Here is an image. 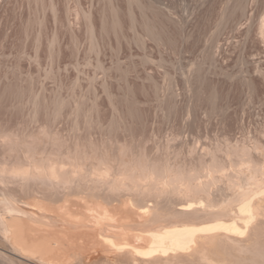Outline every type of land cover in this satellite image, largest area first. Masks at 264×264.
<instances>
[{"label":"rangeland","instance_id":"1","mask_svg":"<svg viewBox=\"0 0 264 264\" xmlns=\"http://www.w3.org/2000/svg\"><path fill=\"white\" fill-rule=\"evenodd\" d=\"M129 2L0 0V218L12 221L16 211L13 213L7 208L13 203L11 208L16 205L40 219L42 213L38 214L39 210L52 215L60 210L55 207L67 196L81 202L89 199L101 202L100 208L106 207L110 214L116 211L130 215L136 223L143 222L142 225L153 222L151 219L144 223V217L135 216L140 206L137 202L142 199V203L148 202L145 204L148 209L154 207L160 213L158 221L153 218L154 225L163 223L158 224L159 221H170L171 217L175 221L183 219L182 223L200 224L213 221L217 216H226L219 212L218 205L231 199L232 203H240L239 191L258 190L254 199L264 195V0H160L156 7L169 6L175 17L170 20L171 27L163 42L142 36L139 29L133 31L127 21L119 34L115 27L111 28V5L116 4L123 10ZM113 48L122 49L124 57L131 61L126 65L130 69L129 75L121 77L111 70ZM197 60L200 63L192 71L201 79L193 87L183 78V71L177 72V65L191 67L189 61L195 63ZM201 67H212L214 75L209 77L206 69ZM214 91H218V104L213 98ZM29 167L37 174L29 171ZM92 170L94 174L100 172L98 178L92 177ZM128 173L127 178L124 175ZM169 177L174 178L173 182H168ZM67 178L70 181H65ZM90 180H93L92 187ZM96 180L99 181L97 184ZM196 184L206 185L205 191L201 194L196 191ZM52 185L55 186L52 188ZM87 186L88 189L95 188L96 193ZM114 186H119V190ZM174 187L178 188L173 190ZM83 190L90 192L86 195ZM91 191L98 194L93 193L97 199L91 198ZM204 198L206 204L211 200L216 202L211 201L216 207H212V203L206 213L201 209L198 213L202 214L193 213L195 220L191 214L176 217L173 213L180 203L192 202L198 206ZM235 202L234 207L238 204ZM263 203L264 200L258 205L261 211L258 208L254 211L255 221L252 219L248 231L241 235L244 240L238 242L240 245L216 244L208 250L211 259L227 260L228 264H243V260H248L244 264H256L259 258L257 264L264 263ZM28 214L24 217L27 215L30 219ZM160 216L165 220V217L170 218L165 221ZM17 217L25 219H21L22 215ZM44 217L47 223L43 222L42 226L39 221V226L54 232L61 244L59 255L35 252L31 257H23L18 249L20 253L15 254L17 250L13 249L18 247L17 241L12 238L8 241L0 231V264H68L69 261L98 264L101 256H112V251L102 245L95 246L87 237L79 238L71 230H57L60 225L53 226L54 222L49 223L51 216ZM106 220L120 224L116 215L108 216ZM86 223L94 225L96 219L89 217ZM56 232H60L59 235ZM90 248L95 249V254ZM69 252L85 254L78 259V255H74L78 258H72L73 254L71 256ZM39 257L50 263H42ZM252 258H256L255 261ZM103 261L99 263L117 264ZM120 261L123 263L119 264L127 263Z\"/></svg>","mask_w":264,"mask_h":264},{"label":"bare ground","instance_id":"2","mask_svg":"<svg viewBox=\"0 0 264 264\" xmlns=\"http://www.w3.org/2000/svg\"><path fill=\"white\" fill-rule=\"evenodd\" d=\"M262 148V147H261ZM263 156V155H262ZM264 157V156H263ZM77 161V160H76ZM56 163V162H55ZM63 163V162H62ZM78 163V162H77ZM102 163V162H101ZM236 163V162H235ZM256 163V162H255ZM57 164V163H56ZM55 164V165H56ZM75 164V163H74ZM82 164V163H81ZM96 164H97V162H96ZM100 164V163H99ZM98 164V165H99ZM209 164V163H208ZM37 165V164H36ZM36 165H34V166H36ZM51 165H53V164H51ZM58 165V164H57ZM60 165V164H59ZM91 165V164H90ZM104 165V164H103ZM235 165V164H234ZM257 165V164H256ZM46 166V165H45ZM50 166V165H49ZM63 166V165H62ZM92 166V165H91ZM110 166V165H109ZM39 167H40V165H39ZM39 167H37V168H39ZM54 167V166H53ZM56 167V166H55ZM78 167V166H77ZM111 167V166H110ZM109 167V168H110ZM258 167V166H257ZM9 168V167H8ZM8 168H5V169H8ZM36 168V169H37ZM46 168V167H45ZM52 168V167H51ZM57 168V167H56ZM62 168V167H61ZM82 168V167H81ZM89 168V167H88ZM95 168H96V166H95ZM99 168V167H98ZM102 168V167H101ZM100 168V169H101ZM242 168V167H241ZM28 169V168H27ZM29 169H30V167H29ZM54 169V168H53ZM75 169V168H74ZM85 169H87V167L85 168ZM90 169V168H89ZM111 169H113V168H111ZM111 169H110V172H107V178H108V174L109 173H111ZM119 169V168H118ZM126 169V168H125ZM127 169H129V168H127ZM126 169V170H127ZM211 169H213V168H211ZM1 170V169H0ZM26 170V169H25ZM25 170H24V172H22V173H25ZM42 170V169H41ZM58 170H60V169H58ZM80 170V169H79ZM99 170V169H98ZM117 170V169H116ZM115 170V171H116ZM201 170V169H200ZM241 170V169H240ZM4 171H6V170H4ZM8 171V170H7ZM6 171V172H7ZM29 171H32L33 172V174H37L36 172L34 173V169H33V167H32V169H30ZM28 171V174L30 175V173L31 172H29ZM44 171V170H43ZM48 171V170H47ZM57 171V170H56ZM71 171V170H70ZM100 171V170H99ZM104 171H105V169L103 170V172H102V174L104 173ZM107 171V170H106ZM108 171H109V169H108ZM123 171V170H122ZM181 171V170H180ZM222 171V170H221ZM235 171V170H234ZM237 171V170H236ZM250 171H251V169H250ZM20 172V173H21ZM51 172H53V171H51ZM57 172H59V171H57ZM62 172H63V170H62ZM69 172V171H68ZM88 171H86V173H87ZM91 172H93V174H94V171L92 170ZM96 172V171H95ZM119 172V171H118ZM148 172V171H147ZM169 172V171H168ZM218 172H220V171H218ZM233 172V171H232ZM264 172V171H263ZM263 172H262V174H263ZM27 173V172H26ZM48 173V172H47ZM60 173V172H59ZM67 173V172H66ZM65 173V174H66ZM82 173H83V169H82ZM100 173V172H99ZM98 173V174H99ZM106 173V172H105ZM112 173H114V172H112ZM125 173H127V172H125ZM172 173V172H171ZM184 173V172H183ZM190 173V172H189ZM195 173V172H194ZM221 173V172H220ZM27 174V175H28ZM39 174V173H38ZM54 174V173H53ZM58 174V173H57ZM70 174V173H69ZM71 174H74L73 172L71 173ZM69 175V176H72V175ZM78 174V173H77ZM89 174H90V172H89ZM92 173L90 174V175H93ZM97 174V173H96ZM96 174H94V176H92L93 178H95V177H97L98 178V174L96 175ZM116 174V173H115ZM120 174V173H119ZM169 174V173H168ZM173 174H174V172H173ZM229 174V173H228ZM255 174V173H254ZM253 174V175H254ZM260 174H261V172H260ZM43 176H44V174H42ZM41 174L39 175V176H42ZM59 175H61V174H59ZM74 175H76V174H74ZM73 175V176H74ZM87 175V174H86ZM101 175V174H100ZM99 175V176H100ZM113 175V174H112ZM127 175H130L129 173L128 174H126V175H124V176H127ZM140 175V174H139ZM142 176L144 175V174H141ZM146 175V174H145ZM150 175V174H149ZM209 175V174H208ZM224 175H226V174H224ZM235 175H237V174H235ZM238 175H239V173H238ZM21 176V175H20ZM34 176V175H33ZM33 176L31 177V178H33ZM38 176V175H37ZM38 176V177H39ZM46 176V175H45ZM68 176V175H67ZM66 176V177H67ZM114 176V175H113ZM132 176V175H131ZM240 176H242L241 175V173H240ZM239 176V177H240ZM19 177V176H18ZM23 177H26L25 175L23 176ZM28 177V176H27ZM26 177V178H27ZM52 177H54V175L52 176ZM52 177H50V178H52ZM56 177V176H55ZM58 177V176H57ZM64 177V176H63ZM78 176H76L75 177V179L77 178ZM88 177V176H87ZM100 177H102L103 178V176L101 175ZM112 177V176H111ZM117 177H118V175H117ZM129 176H127V178H128ZM167 177H168V175H167ZM173 177V176H172ZM225 177V176H224ZM250 177V176H249ZM21 178V177H20ZM25 178V179H26ZM30 178V177H29ZM30 178V179H31ZM43 178V177H42ZM41 178V179H42ZM49 178V177H48ZM47 178V179H48ZM90 177H88V179H89ZM96 178V179H97ZM101 178V179H102ZM106 178V177H105ZM124 178V177H123ZM140 178V177H139ZM163 178V177H162ZM210 178V177H209ZM226 178V177H225ZM224 178V179H225ZM235 178V177H234ZM242 178V177H241ZM246 178V177H245ZM30 179H29V182H32V181H30ZM34 179V178H33ZM54 179V178H53ZM55 179H57V178H55ZM54 179V180H55ZM59 179H61L60 177H59ZM69 178H67V180H65V181H70V180H68ZM74 179V178H73ZM79 179V178H78ZM92 179V178H91ZM100 178H99V180H101ZM115 179H116V177H115ZM155 179V178H154ZM169 179V183H171V181L170 180H172V182H173V179L174 178H168ZM184 179V178H183ZM206 179V178H205ZM215 179H217V177L215 178ZM221 179V178H220ZM231 179V178H230ZM262 179V178H261ZM36 180V179H35ZM40 180V179H39ZM110 180V179H109ZM133 180H135V179H133ZM139 180V179H138ZM141 180V179H140ZM150 180H151V178H150ZM149 180V181H150ZM153 180V179H152ZM167 180V179H166ZM165 180V181H166ZM177 180V179H176ZM245 180V179H244ZM26 181H28V179H26ZM26 181H24L23 183H25ZM48 181V180H47ZM61 181V180H60ZM59 181V183L60 184H63L62 182H60ZM64 181V180H63ZM64 181V183L66 184L67 182H65ZM71 181H72V179H71ZM76 181H78V180H76ZM86 181V180H85ZM88 181V180H87ZM86 181V182H87ZM92 181V182H91ZM102 182H103V180H101ZM100 181V182H101ZM104 181H106V179H104ZM114 181V180H113ZM121 181H123L122 179H121ZM126 181V180H125ZM128 181V180H127ZM132 181V180H131ZM130 181V182H131ZM159 181V180H158ZM179 181V180H178ZM228 181V180H227ZM240 181V180H239ZM37 182V181H36ZM40 182V181H39ZM46 182V181H45ZM53 182V181H52ZM75 182V181H74ZM89 182H91V183H89ZM88 183L90 184V186H91V184L93 183V180H90ZM97 182H99V181H97L96 180V184H97ZM109 181H107V183H108ZM120 182V181H119ZM130 182H129V185H130ZM135 182V181H134ZM138 182V181H137ZM141 182V181H140ZM148 182V181H147ZM152 182V181H151ZM150 182V183H151ZM156 182V181H155ZM160 182H161V180H160ZM182 182H183V180H182ZM245 182V181H244ZM260 182V181H259ZM49 183H51V182H49ZM77 183V182H76ZM85 183V182H84ZM158 183V182H157ZM163 183H164V181H163ZM169 183H168V186H169ZM201 183H203V182H201ZM214 183H216V182H214ZM226 183H228V182H226ZM243 183V182H242ZM26 184V183H25ZM24 184V185H25ZM35 184V183H34ZM67 184H69V182L67 183ZM87 184V183H86ZM102 183H100L99 184V186L101 185ZM110 184H112L111 182H110ZM114 184H116V182L114 183ZM113 184V185H114ZM123 184V183H122ZM127 184V183H126ZM147 184V183H146ZM145 184V185H146ZM152 184V183H151ZM160 184V183H159ZM204 184V183H203ZM220 184V183H219ZM261 184V183H260ZM28 185V184H27ZM32 185V184H31ZM36 185V184H35ZM40 185H42V183L40 184ZM47 185V184H46ZM64 185V184H63ZM62 185V186H63ZM70 185V184H69ZM74 185V184H73ZM77 185V184H76ZM94 185V184H93ZM105 185V183L102 185L104 188L106 187V186H104ZM118 185V184H117ZM120 185V184H119ZM125 185V184H124ZM128 185V184H127ZM128 185V186H129ZM137 185H138V183H137ZM148 185V184H147ZM153 185V184H152ZM164 185V184H163ZM175 185V184H174ZM177 185V184H176ZM194 185V184H193ZM198 185V186H197ZM208 185V184H207ZM233 185V184H232ZM241 185H243V184H241ZM246 185V184H245ZM258 185H259V183H258ZM48 186V185H47ZM55 185H52V188L54 187ZM61 186V185H60ZM61 186V187H62ZM66 186V185H65ZM68 186V185H67ZM112 186V185H111ZM122 186V185H121ZM133 186V185H132ZM166 186V185H165ZM206 186V185H205ZM205 186L204 185H199V184H196V186H195V188L194 189H196V191L198 190V191H200V194H201V191H205ZM227 186H228V184H227ZM240 186V185H239ZM261 186V185H260ZM31 187H34L33 185L31 186ZM44 187H45V185H44ZM49 187V186H48ZM71 187V186H70ZM73 187V186H72ZM92 187V186H91ZM96 187V186H95ZM98 187V186H97ZM103 187L101 188L102 190H103ZM109 187V189L111 190V188H110V186H108ZM115 187V186H114ZM153 187V186H152ZM155 187H156V185H155ZM159 187V186H158ZM170 187V186H169ZM182 187V186H181ZM222 187V186H221ZM242 187V186H241ZM23 188V187H22ZM26 188V187H25ZM30 188V187H29ZM87 189H88V186L86 187ZM85 188V189H86ZM100 188V187H99ZM112 188H113V186H112ZM116 188V187H115ZM122 188H123V186H122ZM127 188V187H126ZM136 188H137V186H136ZM138 188H140V187H138ZM144 188V187H143ZM154 188V187H153ZM157 188V187H156ZM173 188V187H172ZM175 188H178V187H174V189L173 190H175ZM223 188V187H222ZM228 188V187H227ZM240 188V187H239ZM243 189H244V187H242ZM241 188V189H242ZM261 188V187H260ZM36 189V188H35ZM64 189V188H63ZM67 188H65L64 190H66ZM68 189H69V187H68ZM72 189H74V188H72ZM92 189H94L95 190V188H92ZM92 189H88V190H92ZM107 189V188H106ZM105 189V190H106ZM116 189H118L119 190V186H118V188H116ZM115 189V190H116ZM121 189V188H120ZM125 189V188H124ZM123 189V190H124ZM141 189H142V187H141ZM140 189V190H141ZM149 189H151V188H149ZM170 189V188H169ZM168 189V190H169ZM187 189V188H186ZM211 189V188H210ZM213 189V188H212ZM93 190V191H94ZM97 190H98V188H97ZM123 190H122V192H123ZM130 190V189H129ZM168 190H167V192H168ZM178 190V189H177ZM181 190V189H180ZM192 190V189H191ZM260 190V189H259ZM54 191V190H53ZM57 191V190H56ZM56 191H55V193H56ZM62 191V190H61ZM108 191V190H107ZM112 192H113V189L111 190ZM136 191H138V190H136ZM165 191V190H164ZM211 191V190H210ZM218 191H219V189H218ZM258 190H255V189H248V190H243V191H239V192H237V194H238V196L240 197V198H238L240 201V203H238V202H235V201H233V203L235 202V203H238L237 205L235 204V207H234V204L231 202V200H233V199H231L230 200V202H228L227 201V203H223L222 205H218V204H221V203H219L218 202V207H219V212H221L222 214H225L226 216L228 215L229 217H227L228 219H226V216H224L225 218H223V216L221 215V217L219 218V216H217V218L215 219V220H211V221H209V222H206V223H198V224H194V222L193 223H182V221L184 222V220L182 219V220H180L182 217H184V216H182L180 219H178L177 218V220H180V221H175V220H172L173 218L171 217V219H170V221L167 219L168 217H165L166 218V220H168L167 222H164V221H159L158 222V224L160 223V222H163V223H161V224H159V225H154V220L156 219H158L157 217H159V212L154 208V210H153V208H151V209H148V207L147 206H145V204L146 203H148V202H146V203H142L143 202V199H142V197L140 198V200H141V202L138 200V202L137 203H139V211L137 210L136 211V213H137V215H135L136 217H139V216H142V217H144V219H145V221H144V223H146V221H149V220H151L152 219V221L153 222H150V223H153V225L152 224H141V223H143V222H135V220L133 219V218H131V216L130 215H127V214H124V213H118V212H116L115 211V213H113V214H110V211L106 208V207H104L103 209L102 208H100V203L101 202H97V201H94V200H92V199H89V200H87V201H83V202H81V200L80 199H76V198H71V197H67L66 196V198L63 200V202L62 203H59L58 205H56V207H55V209L56 210H58V209H60L59 211H57V212H54L52 215H50L49 213H48V215H50V216H48L47 215V213L46 212H42V211H40L39 210V212L40 213H38L37 211L38 210H36V212L38 213V214H41L40 216H41V218L40 219H38V217H36L35 216V214L34 215H32L31 216V213L29 212V211H27V213L25 212V210L24 209H21L20 210V208H18V207H16V205H15V208H14V206L11 208V204H13V203H11V204H9L10 202H8V204L10 205V207L9 208H7L8 210L10 209V210H12L11 212H17V213H19V214H17L16 212L14 213V216L12 217V221L11 222H7L6 220H5V218L3 219V218H0V231L3 233V237L5 236V237H7L8 238V241H9V239L10 238H12V239H14V240H16L17 241V243H18V247H16V249H13V251H15V250H19L22 254H20V256H23V257H31V256H33L32 254L33 253H35V252H42V253H44L45 255H59V253H60V251H61V244L59 243V241L56 239V237L54 236V232H52L51 231V229H49V228H46V227H41V226H39V221H42V226H43V224H45V223H47V221L45 222L44 220H43V218L45 219L46 217H44L45 215L47 216V217H50V218H52V219H50L51 221H49V223L51 222V223H55V224H51V225H60V227L59 228H56L57 230L58 229H60V230H63V231H69V230H71V231H73V232H75V235H77V237H79V238H83V237H87L91 242H92V244H94L95 246L97 245V247L99 246V245H102L104 248H106V249H109L110 250V252L112 251V256L110 255L109 257H104V255L103 256H101L100 258H101V261H99L100 260V258H98L99 260H97L98 261V264H100L99 262H102V259H104L105 261H108V260H110V261H112L113 263H117V264H119V263H123V262H121L120 260H124V261H126L125 263L126 264H183L184 262H188L189 264H191L192 262L194 263V260H196L195 261V263L194 264H228V262H226L227 260V258L225 259L226 261V263L225 262H218V260L217 261H215V260H213V259H211V254L210 255H208V250L209 249H212V248H210V247H213L214 248V246L216 245V244H218V245H230V246H233L234 247V245L235 244H237L238 242L240 243L241 241H243L244 239L243 238H241V235L247 230L248 231V227L250 226L249 224H250V222H251V220L253 219V217H254V214H256V213H254V211L258 208V205H259V202L260 201H262V200H264V195H262L260 198H258V199H254L255 197H253V196H255V194H256V192H257ZM59 192V191H58ZM67 192V191H66ZM68 192L70 193V191L68 190ZM72 192V191H71ZM82 192H84V190L82 191ZM82 192H80V195L82 194ZM88 192H90V191H87V193ZM98 192H99V190H98ZM104 192V191H103ZM102 192V193H103ZM112 192H111V194H112ZM120 192V191H119ZM125 192V191H124ZM131 192V191H130ZM145 192V191H144ZM148 192V191H147ZM146 192V193H147ZM155 192H156V190H155ZM163 192V191H162ZM169 192H171V191H169ZM168 192V193H169ZM181 192H182V190H181ZM251 192V193H250ZM69 193H66V195L67 194H69ZM84 193H86V192H84ZM87 193H86V195H87ZM93 193L94 192H92L91 191V194L93 195ZM95 193H96V190H95ZM94 193V195H98V194H95ZM101 193V194H102ZM114 193V192H113ZM136 193V192H135ZM151 193H152V190H151ZM159 193V192H158ZM157 193V194H158ZM176 193H178L177 191H176ZM186 193V192H185ZM225 193V192H224ZM8 194H9V192H8ZM90 194V193H89ZM88 194V195H89ZM139 194V193H138ZM155 194V193H154ZM162 195H163V193H161ZM199 194V193H198ZM197 194V195H198ZM209 194V193H208ZM208 194H206V195H208ZM223 194V193H222ZM235 194V193H234ZM233 194V195H234ZM54 195V194H53ZM64 195H65V193H64ZM70 195V194H69ZM93 195V197H91V198H94L95 196ZM103 195V194H102ZM105 195V194H104ZM107 195V194H106ZM113 195V194H112ZM127 195V194H126ZM130 195V194H129ZM149 195H150V193H149ZM171 195H172V193H171ZM220 195V194H219ZM37 196V195H36ZM62 196H63V194H62ZM62 196H61V198H62ZM116 196V195H115ZM139 196V195H138ZM156 196V195H155ZM159 196V195H158ZM166 196H167V194H166ZM210 196H212V195H210ZM214 196V195H213ZM212 196V197H213ZM235 196V195H234ZM237 196V195H236ZM235 196V197H236ZM53 197V196H52ZM82 197V196H81ZM86 197V196H85ZM90 197V196H89ZM101 197V196H100ZM109 197V196H108ZM124 197V196H123ZM129 197V196H128ZM132 197H133V195H132ZM145 197V196H144ZM151 197H153V196H151ZM173 197V196H172ZM208 197V196H207ZM206 197V198H207ZM223 197V196H222ZM26 198V197H25ZM38 198V197H37ZM51 198V197H50ZM60 198V199H61ZM96 198V197H95ZM104 198H105V196H104ZM107 198V197H106ZM106 198H105V200H106ZM130 198V197H129ZM139 198V197H138ZM149 198V197H148ZM156 198V197H155ZM164 198V196H162V199ZM192 198V197H191ZM257 198V197H256ZM5 199V198H4ZM9 199V198H8ZM7 199V200H8ZM53 199H55V198H53ZM58 199V198H57ZM57 199H56V201H57ZM97 199V198H96ZM109 199V198H108ZM107 199V200H108ZM116 199V198H115ZM118 199H119V197H118ZM199 199V198H198ZM201 199V198H200ZM212 199V198H211ZM223 199V198H222ZM237 199V200H238ZM3 200V199H2ZM51 202H52V200L51 199H49ZM101 200H102V198H101ZM134 200V198H132V200L131 201H133ZM170 200V199H169ZM173 200V199H172ZM177 200V199H176ZM220 200V199H219ZM225 200V199H224ZM1 201V200H0ZM6 201V200H5ZM17 201H19V200H17ZM20 201H21V199H20ZM48 201V200H47ZM114 201V200H113ZM120 201V200H119ZM129 201V200H128ZM137 201V200H136ZM146 201V200H145ZM153 201H154V197H153ZM165 201V200H164ZM174 201V200H173ZM199 201V200H198ZM203 201L205 202V198H204V200H201V201H199V205L198 206H194L193 205V203L191 202V203H189V204H181L180 203V205L176 208L175 207V209L172 211L173 213H176V217H178L177 215H179V214H183V215H189V214H193V213H198V210H202V213L205 211V210H208L209 209V207H210V204H212L214 201L213 200H211V201H213L212 203H211V201H210V203L209 202H207V204H206V202H205V204L203 203ZM49 202V201H48ZM51 202H49V203H51ZM102 202H104V201H102ZM108 202V201H107ZM117 202V201H116ZM160 202V201H159ZM169 202V201H168ZM221 202H223V200L221 201ZM0 203H2V201L0 202ZM54 203V202H53ZM56 203V202H55ZM54 203V204H55ZM91 203H94L95 205H90ZM105 203V202H104ZM109 203H111L110 201H109ZM130 203V202H129ZM141 203V204H140ZM165 203V202H164ZM171 203V202H170ZM197 203V202H196ZM196 203H194V204H196ZM214 203H216V202H214ZM214 203H213V205H212V207H216V205L214 206ZM42 204V203H41ZM102 204V203H101ZM106 204V203H105ZM144 204V205H143ZM162 204V203H161ZM264 204V203H263ZM6 205H7V203H6ZM8 205V206H9ZM21 205V204H20ZM104 205V204H103ZM137 204H136V202H135V204H134V206H136ZM147 205V204H146ZM149 205V204H148ZM164 205V204H163ZM46 206V205H45ZM106 206H108V205H106ZM133 206V205H132ZM133 206V207H134ZM155 206V205H154ZM165 206V205H164ZM167 206V205H166ZM171 206V205H170ZM173 206H175V204H173ZM5 207V206H4ZM43 207V206H42ZM49 207V206H48ZM142 207V208H141ZM156 207V206H155ZM212 207H211V209H212ZM260 207H261V205H260ZM263 207V206H262ZM261 207V208H262ZM19 209V211H17L16 209ZM28 208V207H27ZM52 208V207H51ZM162 208H164V207H162ZM37 209H40L39 207L37 208ZM135 209H137V208H135ZM170 209V208H169ZM172 209V208H171ZM262 209H264V208H262ZM9 210V211H10ZM23 210V211H22ZM44 210V209H43ZM47 210V209H46ZM147 210H149V211H147ZM150 210H152L153 211V213H148V212H150ZM160 210V209H159ZM164 210V209H163ZM168 210V209H167ZM213 210H215V209H212V211ZM216 210H217V208H216ZM258 210L259 211H261L260 210V208H258ZM4 211V210H3ZM23 212V214H22V212ZM33 211V210H32ZM52 211H53V209H52ZM88 211H90L91 213H89ZM154 211L156 212V213H154ZM259 211H257V212H259ZM25 212V213H24ZM35 212V211H34ZM114 212V211H113ZM209 213L211 212L210 210L208 211ZM214 212V211H213ZM28 213H30V214H28ZM33 213V212H32ZM36 213V214H37ZM45 213V214H44ZM159 213V214H158ZM172 213V214H173ZM202 213H198V214H202ZM205 213H206V211H205ZM215 213L217 214L218 212H216L215 211ZM18 216H23V217H21V219H23V218H25L24 217V214H28L30 217V219H28L27 217V215H25L26 216V218L24 219V220H20L18 217H17V215ZM44 214V216H42ZM166 214V213H165ZM214 214V213H213ZM215 214V215H216ZM258 214V213H257ZM262 214V213H261ZM13 215V214H12ZM114 215H116L118 218H119V220H120V224H117V225H114V224H111V223H109V222H107V218H108V216L109 217H112V216H114ZM169 215V214H168ZM191 215H189V216H191ZM196 215V214H195ZM194 215V216H195ZM218 215V214H217ZM36 217V219H38V220H35V217ZM38 216V215H37ZM171 216V215H170ZM173 216V215H172ZM174 216H175V214H174ZM173 216V217H174ZM198 216V215H197ZM9 217H11V215H9ZM32 217V218H31ZM89 217H93V218H95L96 219V223L94 224V225H90V224H87L86 223V220L89 218ZM160 217H162V216H160ZM180 217V216H179ZM188 217V216H187ZM192 217H193V215H192ZM191 217V218H192ZM153 218H154V220H153ZM163 219H164V217H162ZM162 218H160L159 220H162ZM170 218V217H169ZM194 218V217H193ZM262 218V217H261ZM32 219H33V221H36L38 224H36V223H33V221H32ZM49 219V218H48ZM257 219V218H256ZM46 220V219H45ZM165 220V219H164ZM165 220V221H166ZM172 220V221H171ZM194 220H195V218H194ZM254 220V219H253ZM158 221V220H157ZM186 221V220H185ZM255 221V220H254ZM43 222H45V223H43ZM187 222H188V220H187ZM202 222V221H201ZM41 223V222H40ZM48 223V224H49ZM157 223V222H156ZM48 224H46V226H48ZM141 224V225H140ZM263 224H264V221H263ZM253 225V224H252ZM251 225V226H252ZM255 226H257L256 224H254ZM73 227L72 229H70V227ZM262 226V225H261ZM50 227H52V226H50ZM250 228V227H249ZM256 228V227H255ZM260 229V228H259ZM54 230V229H53ZM250 230V229H249ZM261 231V230H260ZM57 233V235H59V233L60 232H56ZM250 233V232H249ZM260 234V233H259ZM264 234V233H263ZM4 237V238H5ZM242 237H244V236H242ZM7 238L6 239H4V240H6L7 241ZM256 241V240H255ZM3 242V241H2ZM51 242H54L53 244L51 243ZM67 242V241H66ZM238 243V244H239ZM6 244V243H5ZM242 244V243H241ZM254 244H255V242H254ZM253 244V247H255V245ZM240 245V244H239ZM242 245H244V244H242ZM241 245V246H242ZM6 246V245H5ZM8 246H10V244L8 245ZM240 246V248H243L244 249V247H241ZM245 246V245H244ZM71 247V246H70ZM87 247V246H86ZM85 247V248H86ZM220 247H223V246H220ZM226 247V246H225ZM224 247V248H225ZM260 247V246H259ZM259 247H257V250H258V248ZM8 248V247H7ZM94 248H96V247H94ZM94 248H90V251H92V253H93V250L95 251V249ZM100 248V247H99ZM99 248H98V250H99ZM219 248V247H218ZM238 248V247H237ZM247 248V247H246ZM250 248V247H249ZM262 248V247H261ZM102 249V248H101ZM239 249V248H238ZM251 249V248H250ZM260 249V248H259ZM7 250V249H6ZM16 251L15 252V254L17 253H20L19 251ZM98 250L96 251V252H98ZM108 250V251H109ZM219 250H221V248L219 249ZM223 250V249H222ZM234 250V249H233ZM239 250H241V249H239ZM252 250H254V249H252ZM255 250H256V247H255ZM254 250V251H255ZM263 250H264V246H263ZM8 251V250H7ZM24 251V252H23ZM77 251V250H76ZM101 251V250H100ZM211 251V250H210ZM213 251V250H212ZM231 251L232 250H230V253H231ZM235 251H237V250H235ZM254 251L253 252H251V253H254ZM260 251H261V249H260ZM260 251H258V252H260ZM25 252L27 253V254H25ZM238 252V251H237ZM246 252H248V251H246ZM257 252V251H256ZM99 253V252H98ZM212 253V252H211ZM219 253V252H218ZM232 253H233V251H232ZM242 252H240L239 254H241ZM249 253V252H248ZM69 254L72 256V254H73V257L72 258H75L74 257V255H78L79 256V258L78 257H76V258H78V259H82V257L84 256V254H83V256L81 255V253L80 252H69ZM93 254H95V252L93 253ZM97 254V253H96ZM111 254V253H110ZM243 254H244V252H243ZM254 254H256V253H254ZM260 254V253H259ZM262 254V253H261ZM263 254H264V252H263ZM63 255V254H62ZM65 255V254H64ZM69 255V256H70ZM98 255V254H97ZM237 255H238V253H237ZM251 255V254H250ZM258 255V254H257ZM80 256H82V257H80ZM108 256V255H107ZM233 256V255H232ZM234 256H236V255H234ZM254 256V255H253ZM256 256V255H255ZM104 257V258H103ZM257 257V256H256ZM259 257V256H258ZM62 258V257H61ZM70 258V257H69ZM238 258V257H237ZM22 259V258H21ZM38 259V258H37ZM44 259V258H43ZM245 259V258H244ZM253 259V258H252ZM255 259L256 258H254L253 260L255 261ZM258 260H259V258H257ZM260 259H262V258H260ZM34 260V259H33ZM71 260V259H70ZM193 260V261H192ZM232 260V259H231ZM241 260V259H240ZM258 260H257V262H258ZM37 261V260H36ZM39 261H41L42 263L44 262V263H50V262H45V261H43L42 260V258L41 257H39ZM84 261H86V260H84ZM105 261H103V262H105ZM109 261V262H110ZM117 261H120V262H117ZM190 261H192L191 263H190ZM230 261V260H229ZM251 261V260H250ZM262 261V260H261ZM32 262V261H31ZM70 263H72L73 264V262H71V261H69ZM68 262V264H70ZM80 262V261H79ZM243 262L244 263H247L248 262V260H247V262H245L244 260H243ZM242 262V263H243ZM252 262V261H251ZM257 262H256V264H257ZM38 263V262H37ZM91 263V262H90ZM92 263H94V262H92ZM185 263V264H186ZM192 263V264H193ZM243 263V264H244ZM259 263H260V260H259ZM258 263V264H259ZM40 264V263H39ZM52 264V263H51ZM54 264V263H53ZM56 264H63L62 262H57ZM67 264V263H66ZM103 264V263H102ZM107 264V263H106ZM111 264V263H110ZM241 264V263H240ZM255 264V263H254ZM264 264V263H263Z\"/></svg>","mask_w":264,"mask_h":264},{"label":"snow or ice","instance_id":"3","mask_svg":"<svg viewBox=\"0 0 264 264\" xmlns=\"http://www.w3.org/2000/svg\"><path fill=\"white\" fill-rule=\"evenodd\" d=\"M159 3L160 0H130L123 10H121L118 5L112 4V15L109 24L112 29L115 27L117 34H119L125 21H127L133 31L139 29V33L142 36L150 37L154 41L158 38L163 42L165 35L169 32L171 27L170 20H174L175 17L173 16V10L169 6L156 7ZM132 21L135 22L134 26L132 25ZM139 39L140 35H138V40ZM111 56V70L121 77L129 75L130 69L126 67V65H130L131 61L124 57L122 49L113 48L111 50ZM189 63L191 67H184L182 64L177 65V72L183 71V78L193 87H196L197 80L201 78H198L197 74L193 73L192 69L197 63H200V61L197 60L195 63L189 61ZM204 69H206L209 77L214 75L212 67L202 68V70ZM257 75L259 76V73ZM213 98L218 104V91L213 92Z\"/></svg>","mask_w":264,"mask_h":264}]
</instances>
